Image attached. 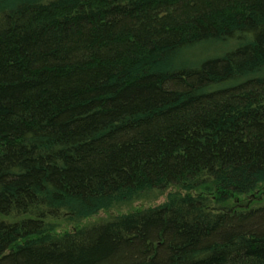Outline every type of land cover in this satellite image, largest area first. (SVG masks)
Returning <instances> with one entry per match:
<instances>
[{
  "label": "trees",
  "instance_id": "obj_1",
  "mask_svg": "<svg viewBox=\"0 0 264 264\" xmlns=\"http://www.w3.org/2000/svg\"><path fill=\"white\" fill-rule=\"evenodd\" d=\"M263 184L264 0H0V264H264Z\"/></svg>",
  "mask_w": 264,
  "mask_h": 264
},
{
  "label": "rangeland",
  "instance_id": "obj_2",
  "mask_svg": "<svg viewBox=\"0 0 264 264\" xmlns=\"http://www.w3.org/2000/svg\"><path fill=\"white\" fill-rule=\"evenodd\" d=\"M228 46H218L214 44H206L201 46H195L188 49L184 54V59L181 58V61L188 63L200 62L207 56H210L215 53H220ZM169 189H152L145 191L138 198L116 203L110 208L101 209L98 212L91 214L87 217L81 219H70L66 215H61L59 217L50 218L52 222L57 225V232H64L67 230H72L81 226H87L94 222L101 221L106 218H110L114 215L125 213L129 211L136 210L138 208H144L148 206L157 205L163 202L167 198V193ZM235 201H244L249 202L250 205H259L264 204V184L260 189L255 192L245 193L239 195L231 200L230 203Z\"/></svg>",
  "mask_w": 264,
  "mask_h": 264
}]
</instances>
